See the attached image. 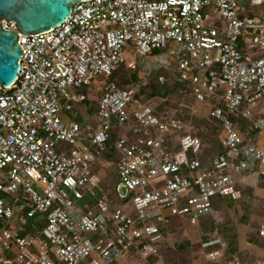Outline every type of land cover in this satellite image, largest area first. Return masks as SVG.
<instances>
[{
  "label": "built area",
  "instance_id": "1",
  "mask_svg": "<svg viewBox=\"0 0 264 264\" xmlns=\"http://www.w3.org/2000/svg\"><path fill=\"white\" fill-rule=\"evenodd\" d=\"M244 1L85 0L55 28L18 32V76L0 84V221L20 227L0 231V264H109L137 245L145 257L162 239L160 224L198 225L217 216L214 195L239 199L242 186L259 185L264 144L232 120L264 132V13L247 15ZM0 23L17 30L13 20ZM156 50L178 55V80L221 123L225 151L204 161L201 138L175 113L109 80L127 54ZM93 83L101 92L95 131L62 116ZM114 127L128 193L113 206L93 166ZM37 213L46 215L40 232L20 236ZM221 243L212 235L201 247Z\"/></svg>",
  "mask_w": 264,
  "mask_h": 264
},
{
  "label": "trees",
  "instance_id": "2",
  "mask_svg": "<svg viewBox=\"0 0 264 264\" xmlns=\"http://www.w3.org/2000/svg\"><path fill=\"white\" fill-rule=\"evenodd\" d=\"M157 52L154 51L153 53ZM176 53V52H175ZM181 53H179V57ZM178 56V55H177ZM176 56V57H177ZM175 57V60L177 61V58ZM136 64L127 59L125 62L119 64L116 68V70L113 72V74L110 76L109 80L114 81L119 87L121 88H135V94L136 96L140 97L144 101L154 99L153 97L161 98L162 100H168L169 95L171 93L174 94H189L191 95V89L190 86L187 84L182 83L178 80V74H176L174 77H172V80L165 81L164 83L161 81V79H157L153 82H150V84L145 85H139L138 78L136 75L137 72ZM83 93H85L86 98L81 103L85 105L86 112L88 114V118L85 120L81 117V115L77 112H75V120L81 123L83 126L87 125V122L90 121V119L95 118L98 110V104H99V98L100 93L97 88V84L93 83L90 86H85L81 89ZM193 98V96L191 95ZM167 98V99H166ZM194 99V98H193ZM166 102V101H164ZM163 104V103H162ZM156 112H162L168 110L167 103H164V105H158ZM176 115V114H175ZM177 117L180 118V116L177 114ZM193 118V126L200 125V124H206L208 126V129H210L209 136L211 141V151L214 153L213 156L225 151V148L223 147V144L221 142L222 140V132L220 129L221 123L216 120L214 117H211L210 115H207L205 119H196ZM232 120L235 122L238 130L242 134L243 137H251L254 138L255 142H258L259 135H256L257 132L253 129L252 123L242 118L241 116H232ZM111 138L105 143L104 148L100 151V156L105 159L109 165L107 167H100L98 165L93 166V170L95 172L100 173L102 176V187L105 192H107L110 195V199L112 201L113 206L114 205H120L127 199L120 198L118 192H117V186L120 184V175L118 172V159L119 154L117 149L115 148V141L119 137V131L116 127H114L111 131ZM197 135V134H196ZM201 134L199 133V137ZM208 150L205 152V156ZM203 159V158H202ZM204 161H207V159H203ZM245 191L241 190V197L239 199H232L228 196H221L219 194L214 195L211 197V206L214 211L216 212H223V211H232L233 213L235 211V205L237 203H241L242 208H244L245 211H247V205L244 201H242L244 197ZM89 200L90 203H93L94 200ZM46 215L44 213H37L33 217H29L27 219V222L29 221V226L27 228H24V230L20 231V236H24L27 234L37 235L41 228L45 225L46 222ZM240 221L243 220V218L239 219ZM232 219L226 218V221H218L217 216L214 215H206L202 217L199 220L198 226L201 229L202 232V241L208 240L212 235H218L222 242L226 244V249L224 251V256L231 257L233 256L237 250H238V233L234 226L232 225ZM242 222V221H241ZM182 226V222L178 218H172L168 224H160V232L162 234V239L159 242L152 244V251L148 253L145 257L140 254V248H142L141 245L132 246L128 251L122 253L115 261L109 264H128V258L134 256V255H141L143 257L141 260L145 259L148 261V263H155L159 260L158 256H164V252L167 249H174L182 250L186 249L190 246L189 241H184V244H174L173 247L168 246L164 239L166 235L171 231H176L179 227ZM255 237V238H254ZM254 237L251 236L250 240L254 238L262 239L264 241V237L261 236L259 233H255ZM16 246V241H12V248ZM213 248V247H208ZM207 249V248H206ZM139 255V256H140ZM216 261H212L210 264H216ZM63 264V263H59ZM106 264V263H101Z\"/></svg>",
  "mask_w": 264,
  "mask_h": 264
},
{
  "label": "rangeland",
  "instance_id": "3",
  "mask_svg": "<svg viewBox=\"0 0 264 264\" xmlns=\"http://www.w3.org/2000/svg\"><path fill=\"white\" fill-rule=\"evenodd\" d=\"M244 4V9H245V13L247 15H251V16H260L264 13V3L261 4H257L254 3L253 0H245L243 2ZM128 59L130 61H132L133 63L136 64V68L138 69L136 72L137 78H138V84L139 85H145V84H150V82H153L157 79H161V81L164 83L165 81H169L172 80L174 76L169 75V74H165V73H157V74H150L148 76H146V73H144V71L142 70L143 64L144 62H141L140 58H142L143 56L140 54H127ZM132 90L134 88H131ZM136 90V89H135ZM99 93L101 95V92L99 90ZM155 99L156 104L160 105H164V103H167V107L168 110L166 111H170L169 114L172 115V113H175L176 115L178 114L180 116V119L184 122L185 127L194 134L199 135V133L201 134L200 138L204 144L203 147V151L201 154V157L204 159H210L214 154L211 150V141H210V136H209V132L210 129H208V126L206 124H200V125H196L193 126V118L196 119H205V117L208 114L209 111V107L205 106V105H199L197 104L194 99L191 97V95L189 94H174L171 93L169 95L168 100H162L161 98L158 97H153ZM167 99V98H166ZM166 101V102H164ZM163 103V104H162ZM81 105L82 110L84 111V116L85 117H89L87 115V112L85 111V105L83 104H78L74 106V109L72 111H67L66 109L63 110L62 112V116L63 117H70V119L75 120V112L79 113L78 111V106ZM90 118V117H89ZM88 118V120H89ZM86 120V119H85ZM87 124L92 127V129L95 131L98 129L99 123L98 120L96 118L90 119L89 122H87ZM258 143L260 145L264 144V132L261 133L259 139H258ZM208 150V152L206 153L205 156V152ZM243 188H251L248 186H242ZM218 214L220 212H217ZM217 214V215H218ZM131 216L133 218H137V214L135 211L131 212ZM218 217V216H217ZM184 223H182V226L179 227L176 231H171L169 232L164 241L168 246L173 247L174 244H184V241H189L190 242V246L186 249H182V250H177L175 251L173 248L172 249H167L164 252V256H158L159 260L156 261L155 263H148V261H146L145 259L141 260L143 257H141V255L139 256L134 255L130 258H128V264H135L137 262H142L143 264H186L185 260L188 257V253L190 252V250L195 247L194 244V239H198L196 241V243H200V240H202V232L200 229V234L197 238V230H195V232L193 231H187L183 225ZM29 226V221L26 223V225H24V228H27ZM186 226L191 230H194L196 228V226L189 224L188 222L186 223ZM20 224L15 220V219H11L8 220L7 222H3L0 221V231L3 229H9L11 231H14L16 229H19ZM193 243V244H192Z\"/></svg>",
  "mask_w": 264,
  "mask_h": 264
},
{
  "label": "water",
  "instance_id": "4",
  "mask_svg": "<svg viewBox=\"0 0 264 264\" xmlns=\"http://www.w3.org/2000/svg\"><path fill=\"white\" fill-rule=\"evenodd\" d=\"M85 0H0V19L13 20L17 30H6L0 23V84L11 85L19 72L21 47L18 32L28 36L55 28L72 13L74 6ZM261 4L264 0H253ZM120 197L127 196V187L117 186Z\"/></svg>",
  "mask_w": 264,
  "mask_h": 264
},
{
  "label": "crops",
  "instance_id": "5",
  "mask_svg": "<svg viewBox=\"0 0 264 264\" xmlns=\"http://www.w3.org/2000/svg\"><path fill=\"white\" fill-rule=\"evenodd\" d=\"M78 107V112L81 117L83 119H87L83 114L84 111L82 110L81 105ZM64 118L69 119L70 117ZM96 162V164L101 167L107 166L109 164L103 158H98ZM242 189L245 191L242 201H244L247 205V211L242 208L241 203H237L235 205L236 212L233 213L232 211L228 210L220 212L217 215L218 221H226V218L232 219V225L238 233L237 252L231 257H226L224 256L226 244L223 242L220 245L212 246L213 248L204 249L201 247L202 240H200V243H196L198 239H194L195 247H193L188 253V257L185 260L186 264H210L212 261H216V264H264V241L259 238L254 240L255 233H259L261 236H263L262 224L264 223V178L260 180V183L257 187ZM240 218H243V220H241L242 222L239 220ZM182 223H184L183 225L187 231L195 232V230H197L196 236L197 238L200 237V227L198 225H194L196 228L194 230H190L186 226V221ZM251 236L254 237L252 240H250Z\"/></svg>",
  "mask_w": 264,
  "mask_h": 264
},
{
  "label": "flooded vegetation",
  "instance_id": "6",
  "mask_svg": "<svg viewBox=\"0 0 264 264\" xmlns=\"http://www.w3.org/2000/svg\"><path fill=\"white\" fill-rule=\"evenodd\" d=\"M140 60L144 62L142 70L146 73V76L157 73H165L172 76L177 74L175 54L171 52L157 51L149 56H143Z\"/></svg>",
  "mask_w": 264,
  "mask_h": 264
}]
</instances>
